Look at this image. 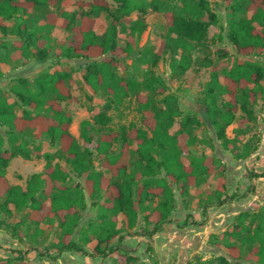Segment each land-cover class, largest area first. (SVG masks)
Listing matches in <instances>:
<instances>
[{
	"label": "trees",
	"instance_id": "trees-1",
	"mask_svg": "<svg viewBox=\"0 0 264 264\" xmlns=\"http://www.w3.org/2000/svg\"><path fill=\"white\" fill-rule=\"evenodd\" d=\"M60 0H0V32L3 36L14 35L13 53L10 58L26 64L32 59L43 62L49 57L48 43H40V37L25 23H15L12 28L6 22L17 14L33 7L57 6ZM116 7L111 9L108 0L78 1L74 11H62V26L69 36L61 41L57 56L67 60H78L85 65L82 79L93 93L103 91L106 95L103 109L92 119L80 121L78 140L69 131L72 116L61 105L72 98L67 83L71 80L69 71H43L34 77H16L8 93L15 101L9 102L7 92L0 91V210L12 215L14 210H30L26 225L38 226L45 220L56 221L59 228L57 241L49 246L37 248L41 257H57L62 252L87 254L80 244H88L95 236L91 256L116 254L117 264H135L138 259L130 254V249L123 245L121 229L117 227V216L124 215L127 229H132L138 216L144 228L132 234L152 237L161 228L171 222L175 209V192L186 202L190 188L199 187L208 176L218 175L215 190L206 197L202 206L203 219L199 222L186 214L182 224L177 227L203 226L208 218L207 210L215 204L238 200L243 195H225L226 166L214 155L191 156L185 163L183 156L198 141L194 135L196 129L204 126L205 118L214 129L216 140L222 150L235 160L245 159L258 149L259 139L253 134L246 140L242 136L256 121L253 107L264 101V66L254 61L238 59L229 68L210 72L209 80L204 84L197 104L202 107L203 115L195 111H182L173 94H165L160 107L154 96L164 94L162 80L153 74L142 80L125 79L115 74L120 66V59L131 52V42L126 47L117 44L119 26H130L132 31L142 26L141 22H132L129 15L147 8L163 10L168 38L159 48L165 54L173 55L178 47L186 48V42L202 43L208 27L218 23L205 0L188 5L192 14L187 16L183 9H170L162 0H112ZM226 3L227 39L243 56L264 53V0H223ZM105 12L109 23L103 33L93 29V18ZM205 12L206 14H203ZM250 13V17L246 14ZM58 12L50 14L54 22ZM243 15V16H241ZM172 36V37H171ZM32 51V47H36ZM0 48L6 44L0 41ZM98 57H103L96 60ZM173 70H186L189 60L181 56L179 64L171 63ZM2 71L0 69V78ZM143 90L147 96L139 93ZM136 92L138 112L141 114V126L122 125L115 130L104 128L111 121L107 114L111 104L121 102L130 93ZM20 106L21 112L15 110ZM178 122V129L170 133L169 129ZM235 124L233 136H228L226 129ZM30 130H35L29 133ZM47 137L51 145L58 144L66 166L52 163L48 152L35 151L37 157L45 160L43 169L32 174L26 181L25 188L12 185L6 178L9 162L21 156L29 159V140ZM21 138L17 142L18 138ZM203 140V139H202ZM206 142V140H203ZM118 144L116 149L115 145ZM130 144L136 145L137 160L131 168L128 163ZM8 145V146H7ZM93 156L100 161L102 169L93 166ZM83 179V185H68L70 176ZM249 181L263 178L264 172L249 171ZM251 184L248 193L253 192ZM91 196L102 193L104 203L95 205L98 225L87 222L79 226L82 211L86 208L85 194ZM224 196L223 198H221ZM154 202V207L149 204ZM186 206V205H185ZM148 227H151L148 229ZM79 228L77 240H73ZM40 233L38 229L36 231ZM125 235H130L126 233ZM117 243L108 247L111 241ZM209 245H222L234 262L242 264L251 261L264 264V208L238 213L230 230L219 235L212 234ZM102 245L105 247L102 248ZM150 264H158L150 254L151 245H147ZM197 260H199L197 258ZM217 264H230L225 257L218 256ZM211 260L203 263L209 264ZM0 264H9V259L0 257ZM20 264H30L21 261ZM139 264H148L141 262Z\"/></svg>",
	"mask_w": 264,
	"mask_h": 264
},
{
	"label": "rangeland",
	"instance_id": "rangeland-1",
	"mask_svg": "<svg viewBox=\"0 0 264 264\" xmlns=\"http://www.w3.org/2000/svg\"><path fill=\"white\" fill-rule=\"evenodd\" d=\"M78 1L81 0H60L57 6L50 7H33L24 13L17 14L12 20L6 22L9 28L15 23H25L27 27L35 31L40 37V43H48L50 48L49 57L43 61L35 59L30 60L26 64H22L21 60H13L10 55L13 53V43L16 39L14 35L3 36L0 32V41L6 44V49L0 48V69L2 77L0 78V91L7 92L13 84L16 77H34L37 73L56 70L69 71L71 80L67 83L72 98L63 101L62 107L72 116V122L69 127L71 134L78 140L79 147L82 149L81 139L79 137L80 121L84 119H92L99 113L106 100L103 91L93 93L86 82L82 79L85 72V65L78 60H67L59 58L61 41L69 36V32L62 26L61 12L74 11L78 8ZM86 1V0H83ZM146 2L151 0H145ZM170 9H183L187 16L192 13L187 10L188 5L197 3L198 0H162ZM209 9L218 17V23L208 27L205 40L200 43L186 42L187 47H178L172 55L170 50L165 54L159 52V48L163 41L168 38L163 10H152L147 8L145 12H132L129 18L132 22H141L142 26L134 31L130 26H119L117 30V44L126 47L131 42V52L122 56L120 66L115 69L118 77L125 79L142 80L146 76L153 74L162 80L164 94L154 96V101L160 107H163L160 99L165 94H173L177 98V105L182 111L190 110L203 115L202 107L197 104L198 98L201 96L204 84L209 80L210 72L216 69L220 74L222 68L231 67L238 59L254 61L264 66V53L243 56L238 53L227 39L228 24L226 21V3L223 0H205ZM109 7H116L112 0H108ZM57 11L58 15L54 22L50 21V14ZM206 14L205 12H202ZM243 16V15H241ZM250 17V13L246 14ZM109 23V18L105 12L100 13L93 18V29L96 33H103ZM172 37V36H171ZM36 47H32V51H36ZM181 56H185L189 60V66L186 70H173L171 63L179 64ZM103 57H98L100 60ZM144 96L148 93L140 90ZM136 92L130 93L124 97L121 102L111 104L107 114L111 117V121L104 128L107 130H115L119 126L135 124L141 126V114L138 112ZM9 102L15 101L12 94L6 96ZM15 110L20 113V106H16ZM256 117L255 123L247 128L246 133L242 136L246 140L253 134L259 139L258 149L245 159L235 160L231 155L222 150L219 142L215 138L214 129L210 126L207 118L205 125L196 129L194 135L198 141L189 149V153L183 156L185 163H188L191 156L214 155L218 157L226 166V191L225 195H243V198L233 201H227L222 205L215 204L212 200V206L207 210L208 218L203 226L195 227H177L176 223L182 224L186 214H190L191 218L199 222L202 217V206L206 202L209 193H213L216 186L218 175L212 174L199 187L190 188V195L186 198V202L175 192V209L171 217L176 222L164 225L161 230L152 237L132 234L144 228L141 221V215L138 216L137 223L134 228L127 229L125 217L122 214L117 216V227L121 229V235L124 234L122 244L130 249V254L135 256L138 261L135 264L145 262L150 264L149 254L146 252L147 245H151L153 251L150 253L158 264H207L205 260H211L209 264H217L215 260L218 256L225 257L231 264L234 260L228 256V251L222 245H209L208 239L210 235H219L225 230L232 228L235 216L242 211H255L264 208V179L257 178L249 181L246 173L249 171L264 172V101H259L253 107ZM178 122H175L169 129L170 133H174L178 129ZM235 124L230 125L226 132L228 136H233L232 129ZM4 132V129H1ZM35 130H30L33 133ZM20 137L17 142L20 141ZM206 142H203V140ZM8 146V145H7ZM28 149L31 152L29 159L21 156L13 158L6 168V178L12 185H19L25 188L27 179L34 173L40 172L45 164L42 157L35 155L36 149L40 153L48 152L52 155V163H60L66 166L60 153L59 145L56 143L51 145L49 139L45 136L28 142ZM116 149L118 144L115 145ZM137 160L136 145L130 144L128 151V163L133 168ZM93 166L97 170H102L105 175H109L100 166V161L93 156ZM71 180L68 185L74 186L76 183L83 185L81 178L70 176ZM254 185L253 192L248 193L250 185ZM222 196L221 198H223ZM4 198H0V204ZM86 208L81 213L80 224L83 226L87 222L98 225L96 206L104 203V196L101 194L91 196L85 194ZM95 204L96 206H92ZM155 203L149 204L154 207ZM186 205V206H185ZM12 215H7L0 210V257L9 259V264H20L21 261L30 264H117L116 254H106L105 256H91L93 246L96 244L95 236L90 243L80 244L87 254L79 252H62L59 256L41 257L36 252L37 248L49 246L51 242H55L59 236V228L56 221L45 220L40 225H26V219L30 212L28 208L22 210L12 209ZM151 227H148L150 229ZM40 233H37V230ZM79 228L76 229L73 240L78 238ZM129 233L130 235H125ZM117 243L115 238L110 242L108 247ZM105 247L102 245V248ZM197 258L199 260H197ZM242 264H256L251 261H244Z\"/></svg>",
	"mask_w": 264,
	"mask_h": 264
}]
</instances>
